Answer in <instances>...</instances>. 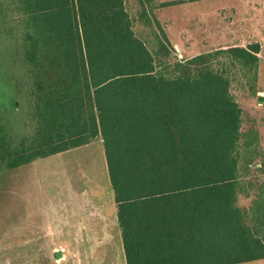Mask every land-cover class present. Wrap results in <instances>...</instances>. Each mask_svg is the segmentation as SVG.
Returning <instances> with one entry per match:
<instances>
[{"label":"trees","instance_id":"obj_1","mask_svg":"<svg viewBox=\"0 0 264 264\" xmlns=\"http://www.w3.org/2000/svg\"><path fill=\"white\" fill-rule=\"evenodd\" d=\"M138 2L0 0V173L101 139L126 264L264 259V155L234 94H255L259 45L178 58Z\"/></svg>","mask_w":264,"mask_h":264},{"label":"rangeland","instance_id":"obj_2","mask_svg":"<svg viewBox=\"0 0 264 264\" xmlns=\"http://www.w3.org/2000/svg\"><path fill=\"white\" fill-rule=\"evenodd\" d=\"M142 1L145 8L152 12L155 7L152 2ZM249 4L250 7L245 6L241 14L221 13L216 20L202 19V22L200 21L202 30L205 27L215 30L210 33L201 30L199 34L201 36L187 39L185 45L188 48L195 46L189 53L176 51L174 45L173 48L178 58H189L228 46L246 47L254 43L259 45L255 94L236 86L234 94L245 113V129L252 125L259 132L260 149L264 155V0H249ZM256 5H259V8H256ZM127 7L132 16L138 18L141 11L138 0H129ZM134 29L144 39L153 40L150 32L157 33L155 27L145 26L144 20L137 19ZM100 142L101 139H96L90 146L94 150L100 149ZM88 151L85 147L77 148L0 173V264H92L82 262L83 256L79 251H77L79 262L66 254V248L74 249L70 246L65 248L55 246L57 243L67 241L64 240V234L63 236L56 234V237H59L57 239L47 236L48 224L43 217V213L51 203V197L61 196L69 186L87 188L90 193L96 191V187L100 191L103 188L107 191L108 188L102 184L105 179L102 178L104 169L101 164L89 158L88 154L91 151ZM263 175L262 172L256 173L258 179L264 183ZM250 179L257 182L256 178H246V180ZM256 186L254 184V187L247 189L249 196L241 197L239 205L250 206L254 195L258 192ZM79 192L76 189L66 193L71 197L74 193L77 196ZM72 198L70 205L77 206V197ZM55 199L54 204L57 203V198ZM18 223H24L22 230H17ZM57 253L58 256L55 255ZM239 264H264V260Z\"/></svg>","mask_w":264,"mask_h":264},{"label":"crops","instance_id":"obj_3","mask_svg":"<svg viewBox=\"0 0 264 264\" xmlns=\"http://www.w3.org/2000/svg\"><path fill=\"white\" fill-rule=\"evenodd\" d=\"M150 1L155 6L154 8L152 6L153 13L166 37L176 47V51L180 53H189L191 49L195 48V46H191V49L188 48L185 45V41L189 38L201 36L199 34L202 30L200 27L202 19L208 20L210 18L216 20L221 13L233 14L236 12V14H241L245 10V6L250 7L249 0ZM169 2H173V4L165 5ZM255 7L259 8V5ZM214 30L205 27L202 31L210 33ZM91 144L93 143L90 142L56 154H63L73 149L84 147L86 150L91 151L88 156L90 159H94L97 164H101L104 169L102 178H105L101 182L108 189L105 191L103 188V191H100L96 187V191L90 193L87 188L69 186L65 188L61 196L53 195L47 211L43 213L45 222L48 224L47 232L49 233L47 236L51 238L53 236L57 239L59 237H56V234H59V236L64 234V240L67 242L57 243L55 246L64 248L70 246L74 248L71 250L66 248V254L76 259V262H79L77 257V251H79L83 256L82 262L84 263L106 264V262H110L109 264H126L117 218V208L110 184L103 144L101 141L100 149L95 150L90 146ZM74 189L80 192L77 196L74 193L70 197L66 192H73L75 191ZM74 196L77 197V206L70 205V201L73 200L72 197ZM55 198H57V203L54 204ZM23 228L24 223H18L17 230H22ZM55 255L58 256L59 254ZM262 260L264 259L256 261Z\"/></svg>","mask_w":264,"mask_h":264}]
</instances>
